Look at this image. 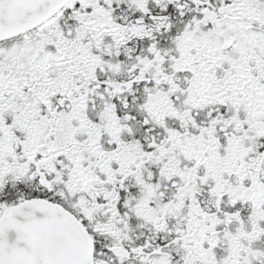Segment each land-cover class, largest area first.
Wrapping results in <instances>:
<instances>
[{
    "label": "snow or ice",
    "instance_id": "snow-or-ice-1",
    "mask_svg": "<svg viewBox=\"0 0 264 264\" xmlns=\"http://www.w3.org/2000/svg\"><path fill=\"white\" fill-rule=\"evenodd\" d=\"M0 264H264V0H0Z\"/></svg>",
    "mask_w": 264,
    "mask_h": 264
}]
</instances>
